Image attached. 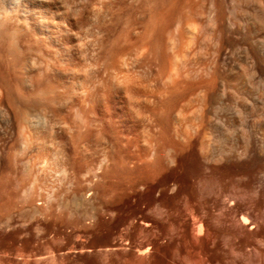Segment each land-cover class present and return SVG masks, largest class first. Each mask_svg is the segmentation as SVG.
<instances>
[{
    "label": "rangeland",
    "instance_id": "obj_1",
    "mask_svg": "<svg viewBox=\"0 0 264 264\" xmlns=\"http://www.w3.org/2000/svg\"><path fill=\"white\" fill-rule=\"evenodd\" d=\"M107 3L52 0L43 17L6 23L0 86L20 120L11 162L6 158L0 172V264H264V213L256 205L264 199L261 166L250 167L240 180H220L224 191L217 175L205 176L201 168L203 186L193 188L172 172L166 178L178 177V192L172 186L159 198L158 171L156 184L147 179L145 191L138 186L137 194H128L126 169L135 162L137 149L139 154L145 149L148 161L159 159L150 153L159 151V48L165 49L166 36L159 38V0L102 6ZM193 27L200 32L198 39L181 40L180 63L187 66L193 57L204 58L208 38L206 23ZM140 89L150 102L143 101V111L132 93L139 95ZM153 104L157 111L148 108H156ZM27 107L47 118L35 119L29 172L21 162H12L24 158L21 121ZM136 108L141 116L147 114L141 117ZM150 115L157 120L152 122ZM231 135L237 140L239 133ZM53 151L59 153L58 163ZM44 156L50 164L40 167ZM123 157L134 161L124 164ZM231 193L238 194L236 208L228 201ZM34 208L40 214L33 215ZM243 211L252 212L256 222L244 225ZM193 214L204 223L199 233ZM5 220L30 229L13 233Z\"/></svg>",
    "mask_w": 264,
    "mask_h": 264
},
{
    "label": "bare ground",
    "instance_id": "obj_2",
    "mask_svg": "<svg viewBox=\"0 0 264 264\" xmlns=\"http://www.w3.org/2000/svg\"><path fill=\"white\" fill-rule=\"evenodd\" d=\"M51 2L52 0H0V41L6 23L16 21L19 17L25 20L43 17L47 9L51 8ZM62 2L65 5H70L73 0H62ZM125 2L126 0H108V3L102 4V6L108 7ZM194 23L207 24L209 27L208 38L204 45V58L198 61L193 57L190 66H187L183 59V63H180L182 58L181 40L187 36L198 39L200 32L195 30ZM161 36L160 40L166 36V47L165 49L159 48V129L157 127L159 132H156L157 136L159 133V137L155 136L157 140L155 143L159 144V153L157 151V153H150L154 154L153 158L159 155V159L148 161L144 154L145 149H142L143 152L141 151L144 155L139 154L138 149L140 148L137 149L138 155L134 163H132L134 160L130 161L131 157V159L122 158L125 161L124 164L126 160H129L126 164L132 163L129 164L132 166L126 169L129 174L123 169V163V167H121L125 172L124 176L126 173L129 175V179L126 177L127 183L124 184L128 185V187L126 186L128 194H137L138 186H143L145 191L149 187L147 179L156 184L158 182L155 181L156 172L158 171L159 198L172 186L176 187L174 194L178 192V177L166 178L172 172H179L180 176L187 179L192 187L196 183L200 186L203 183L200 178L201 168H204L205 176L217 175L219 184H221L220 180L227 181L235 176L240 180L241 176L253 166H261L258 169L264 173V0H159V38ZM211 40H214L212 46ZM160 43L162 44L161 41L159 45H161ZM186 53L187 50H184L185 55H187ZM166 54L172 55L170 65L166 59L169 58L168 62H170L171 58L166 57L165 59ZM26 88L28 91L32 89L31 85ZM140 92H138L139 95L135 91L132 93L139 96H136L138 101L134 98L139 104L135 103L139 108L143 105V109H141L143 111L146 108V106L144 108V102L148 99V94ZM140 94L146 98L143 97V99L145 98L143 100L140 98ZM234 97L235 100L236 98L241 99L243 103L238 104V100L235 101ZM148 102L145 104L149 105L150 102ZM221 103H227L228 108L225 106L227 112L222 113L226 109L223 104L221 106ZM154 107L157 109L153 106L151 109L148 106L150 110L157 111L156 104ZM139 108L135 110L141 116ZM146 114L147 112H145ZM138 115L136 114V117L139 119ZM40 118L47 119L43 111L37 114L27 107L26 114L21 121L24 158L12 160V162L15 166L21 162L26 172L31 171L33 165L32 134L35 119ZM143 119L144 117L140 121ZM147 119H149V113ZM19 120L18 112L8 104L5 92L0 86V172L5 167L6 158L8 163L11 162L12 150L17 146L19 134L16 126L19 124ZM46 125L52 128L49 122ZM154 125L157 124L154 123ZM235 130L239 133L237 140H234L231 135ZM60 135L57 131L56 138H59ZM216 141H221L222 144L217 146L215 145ZM132 154L134 153H131L130 156ZM53 155L56 157L55 162L58 163L59 153L53 151ZM49 161V157L44 156L38 162V166L49 165ZM64 165H61L62 173H66ZM233 181H230L231 185L234 183ZM222 186L221 184L220 188ZM120 188L121 185L119 190ZM235 188L238 189L234 186ZM258 192L262 193V189ZM259 193L255 194L259 196ZM185 198L188 201L186 196ZM227 198L235 208L239 206L237 193H231V195H227ZM256 205L259 207H257L258 209H260V205L263 206L264 213V199L263 201L257 200ZM34 214H40V211L34 208ZM253 217L252 212H241V220L244 225L253 224L254 219L257 218ZM193 220L199 233L202 231L204 223L195 214H193ZM5 221L6 229L12 228L10 231L16 234L30 229V226L15 228L10 222ZM258 225L255 226V229L257 228L259 231Z\"/></svg>",
    "mask_w": 264,
    "mask_h": 264
}]
</instances>
